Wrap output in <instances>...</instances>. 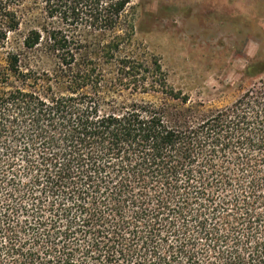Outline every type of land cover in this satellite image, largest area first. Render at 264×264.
Returning a JSON list of instances; mask_svg holds the SVG:
<instances>
[{"label": "trees", "instance_id": "16d2710c", "mask_svg": "<svg viewBox=\"0 0 264 264\" xmlns=\"http://www.w3.org/2000/svg\"><path fill=\"white\" fill-rule=\"evenodd\" d=\"M132 2L0 0V264H264V72L191 104Z\"/></svg>", "mask_w": 264, "mask_h": 264}, {"label": "rangeland", "instance_id": "374dc122", "mask_svg": "<svg viewBox=\"0 0 264 264\" xmlns=\"http://www.w3.org/2000/svg\"><path fill=\"white\" fill-rule=\"evenodd\" d=\"M23 10L12 45L31 25L29 10ZM128 12L135 17V57L147 65L157 58L169 84L188 94L191 104L228 106L264 72V0H133ZM42 67L51 70L54 62L47 59ZM107 73L113 76L114 69Z\"/></svg>", "mask_w": 264, "mask_h": 264}]
</instances>
